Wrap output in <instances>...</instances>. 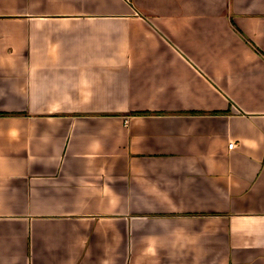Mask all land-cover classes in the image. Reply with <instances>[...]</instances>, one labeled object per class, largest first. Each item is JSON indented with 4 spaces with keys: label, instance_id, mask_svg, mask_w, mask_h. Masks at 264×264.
Wrapping results in <instances>:
<instances>
[{
    "label": "crops",
    "instance_id": "0c3cea01",
    "mask_svg": "<svg viewBox=\"0 0 264 264\" xmlns=\"http://www.w3.org/2000/svg\"><path fill=\"white\" fill-rule=\"evenodd\" d=\"M0 264H264V0H0Z\"/></svg>",
    "mask_w": 264,
    "mask_h": 264
},
{
    "label": "built area",
    "instance_id": "2783aa9c",
    "mask_svg": "<svg viewBox=\"0 0 264 264\" xmlns=\"http://www.w3.org/2000/svg\"><path fill=\"white\" fill-rule=\"evenodd\" d=\"M228 148H230V149H231V148H232V144H230V145L228 146Z\"/></svg>",
    "mask_w": 264,
    "mask_h": 264
},
{
    "label": "rangeland",
    "instance_id": "374dc122",
    "mask_svg": "<svg viewBox=\"0 0 264 264\" xmlns=\"http://www.w3.org/2000/svg\"><path fill=\"white\" fill-rule=\"evenodd\" d=\"M243 38L246 39L245 36H243Z\"/></svg>",
    "mask_w": 264,
    "mask_h": 264
}]
</instances>
